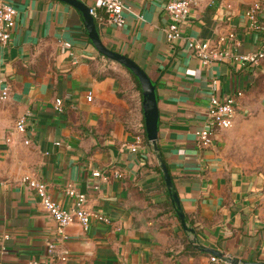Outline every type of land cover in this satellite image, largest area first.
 Here are the masks:
<instances>
[{
    "label": "crops",
    "instance_id": "crops-1",
    "mask_svg": "<svg viewBox=\"0 0 264 264\" xmlns=\"http://www.w3.org/2000/svg\"><path fill=\"white\" fill-rule=\"evenodd\" d=\"M0 1L17 11L0 45V79L10 88L0 100V264L43 259L46 242L55 240L56 223L25 177L44 182L63 207L74 204L67 195L74 188L87 209L107 219H92L87 230L68 225L67 240L57 244L67 259L58 264H202L210 253L198 246L238 264L264 263V57L255 67L202 66L186 46L189 37L234 32L237 53L264 52V0H193L174 41L165 34L170 0H124L121 27L99 8L93 17L104 46L134 60L155 87L158 152L193 233L180 223L147 139L142 89L125 66L97 51L83 13L62 0ZM256 2L258 28L246 16ZM61 41L72 44L76 63L60 52ZM230 93L237 94L231 127L199 146L195 133L210 96ZM21 114L24 133L14 129ZM137 134L143 140L132 151ZM112 169L122 175H92Z\"/></svg>",
    "mask_w": 264,
    "mask_h": 264
},
{
    "label": "built area",
    "instance_id": "built-area-1",
    "mask_svg": "<svg viewBox=\"0 0 264 264\" xmlns=\"http://www.w3.org/2000/svg\"><path fill=\"white\" fill-rule=\"evenodd\" d=\"M193 0H170L167 2L165 9L170 17L165 34L168 41H174L181 37V25L185 22L190 13ZM101 9L106 20L117 27H121L124 22V12L129 10L124 0H99L97 7H90L89 12L93 17L98 16L97 9ZM261 10L259 2L253 3L246 11V16L251 20V25L258 28L256 16ZM16 9L3 1H0V45H6L10 38L11 28L14 25ZM60 52L73 56V63L77 58L72 51V44L68 41L59 42ZM236 38L234 32H227L214 40H202L200 38L189 37L186 39L187 49L196 56L202 66H207L212 62L231 61L241 66L255 67L264 57V52H250L246 54L237 53L234 49ZM217 80L213 79L211 85L215 88ZM10 95V88L0 79V100H6ZM236 95L234 93L218 96L212 94L209 98L204 124L196 131L197 143L201 147L209 146L217 130L230 128L236 112ZM89 98V97H88ZM55 109L60 112L63 108L61 98L54 100ZM16 132L24 133L26 130V116L19 115L14 124ZM143 137L137 134L131 150L135 151L142 143ZM25 144L29 140H24ZM94 177H100L103 181L109 180L111 176L120 177L122 174L118 170L112 169L109 173H102L99 170L92 172ZM28 186L35 190L40 198L44 210L53 218L56 223L55 240H48L45 244V258L34 259L31 264H58L67 259L68 252L65 249L58 250L57 244L63 243L68 236L65 228L72 224L78 223L83 230H87L92 219L98 221H107L106 217L100 213L93 212L86 208V196L76 191L74 188H68L67 195L74 198V204L71 207H63L54 201L47 193L45 183L32 178H24ZM202 264H221V260L210 254L207 260Z\"/></svg>",
    "mask_w": 264,
    "mask_h": 264
},
{
    "label": "water",
    "instance_id": "water-1",
    "mask_svg": "<svg viewBox=\"0 0 264 264\" xmlns=\"http://www.w3.org/2000/svg\"><path fill=\"white\" fill-rule=\"evenodd\" d=\"M62 1H65L75 6L83 13L89 38L91 42L93 43L94 47L97 49V51L100 54L125 66L138 79V82L140 84V87L143 93V111H144L145 132H146L147 139L151 143L153 150L157 153L159 167L162 172V176H163L165 185L167 187L169 196L171 198V202L176 208V213L180 220V223L186 231L193 233L194 232L193 229L189 228L186 224L185 214L180 205L178 195L173 189V183H172L170 173L168 171V168L164 160L162 159V157L160 156L158 152V145H157L158 106H157V100H156V95H155V87L150 77L134 60H132L128 56L112 51L108 49L106 46H104V44L101 42L99 33L96 29L94 18L90 14L89 7L87 5H85L80 0H62ZM198 248L218 257L220 260L228 264H238V260L236 258H231L230 256H228L227 254L221 251L214 250L211 248H206L203 246H198ZM242 264H264V263L263 262H243Z\"/></svg>",
    "mask_w": 264,
    "mask_h": 264
},
{
    "label": "trees",
    "instance_id": "trees-1",
    "mask_svg": "<svg viewBox=\"0 0 264 264\" xmlns=\"http://www.w3.org/2000/svg\"><path fill=\"white\" fill-rule=\"evenodd\" d=\"M130 71V70H129ZM131 72V71H130ZM132 73V72H131ZM132 75L134 76V78L136 79L138 85L140 86L139 82H138V79L136 78V76L132 73Z\"/></svg>",
    "mask_w": 264,
    "mask_h": 264
}]
</instances>
